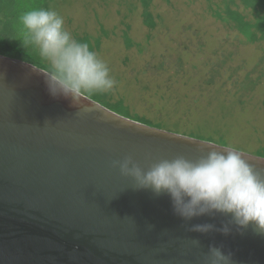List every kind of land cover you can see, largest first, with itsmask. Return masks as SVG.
Segmentation results:
<instances>
[{"label":"water","instance_id":"obj_1","mask_svg":"<svg viewBox=\"0 0 264 264\" xmlns=\"http://www.w3.org/2000/svg\"><path fill=\"white\" fill-rule=\"evenodd\" d=\"M43 68L0 54V264H264V234L219 213L185 221L166 193L137 188L113 162L145 170L198 160L210 140L166 130L86 96L50 95ZM264 176V156L236 148ZM212 224L207 233L190 231ZM227 225L228 234L216 229ZM199 241V243H197Z\"/></svg>","mask_w":264,"mask_h":264},{"label":"rangeland","instance_id":"obj_2","mask_svg":"<svg viewBox=\"0 0 264 264\" xmlns=\"http://www.w3.org/2000/svg\"><path fill=\"white\" fill-rule=\"evenodd\" d=\"M151 1L154 27L145 24L142 0H56L51 9L75 39L101 38L95 52L116 81L110 102L123 100L132 117L153 126L258 154L264 146V41L249 42L216 18L207 0ZM235 79L245 85L236 87Z\"/></svg>","mask_w":264,"mask_h":264},{"label":"clouds","instance_id":"obj_3","mask_svg":"<svg viewBox=\"0 0 264 264\" xmlns=\"http://www.w3.org/2000/svg\"><path fill=\"white\" fill-rule=\"evenodd\" d=\"M23 47H32L44 64L46 85L53 97L71 98L79 106L86 96L110 92L116 81L110 69L88 43L80 42L65 28L64 17L54 9L33 8L19 17ZM213 146L198 160L177 156L161 159L147 170L131 155L113 162L137 188L170 196L173 211L185 221L205 214L231 216L240 227L254 223L264 234V176L233 148ZM258 155V154H257ZM212 224H197L190 231L207 233ZM217 231L228 234L227 225ZM199 243V241H197ZM206 264H232L231 254L210 245Z\"/></svg>","mask_w":264,"mask_h":264},{"label":"trees","instance_id":"obj_4","mask_svg":"<svg viewBox=\"0 0 264 264\" xmlns=\"http://www.w3.org/2000/svg\"><path fill=\"white\" fill-rule=\"evenodd\" d=\"M207 1L209 2L210 10L216 18L222 20V22L233 24L232 26L242 33L249 42L257 43L264 41V0H222L220 4L211 3V0ZM54 2L56 0H0V54L27 61L44 69V64L38 53L30 46H22L24 32L22 26L19 24L18 17L22 12L33 8L51 9ZM142 2L144 4L143 16L145 24L154 27L155 19L150 8L152 1L142 0ZM104 33L107 35L106 31ZM76 39L80 42L88 43L90 49L93 51L101 43L100 37L94 39L90 34L78 36ZM125 41L129 47L132 46L133 40L129 34L125 35ZM229 78H234V72H232V76ZM238 82V79H235L233 85L236 87L237 85H245ZM108 96L109 93L91 95L90 97L121 114L153 125V121L146 117L136 115L132 117L123 100L112 103L108 100ZM160 126L166 125L162 124ZM172 129H175L176 132H181L179 129ZM189 135L202 137L198 136L196 132H190ZM257 153L264 156V146Z\"/></svg>","mask_w":264,"mask_h":264}]
</instances>
